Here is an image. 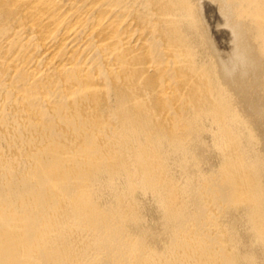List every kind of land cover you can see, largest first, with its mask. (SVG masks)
Segmentation results:
<instances>
[{
  "label": "bare ground",
  "instance_id": "obj_1",
  "mask_svg": "<svg viewBox=\"0 0 264 264\" xmlns=\"http://www.w3.org/2000/svg\"><path fill=\"white\" fill-rule=\"evenodd\" d=\"M0 264H264V0H0Z\"/></svg>",
  "mask_w": 264,
  "mask_h": 264
}]
</instances>
